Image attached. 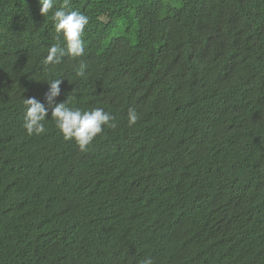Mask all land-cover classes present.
<instances>
[{"label": "trees", "instance_id": "trees-1", "mask_svg": "<svg viewBox=\"0 0 264 264\" xmlns=\"http://www.w3.org/2000/svg\"><path fill=\"white\" fill-rule=\"evenodd\" d=\"M63 3L0 0V264H264V0H69L85 55L44 65ZM53 79L117 126L27 135Z\"/></svg>", "mask_w": 264, "mask_h": 264}, {"label": "clouds", "instance_id": "clouds-1", "mask_svg": "<svg viewBox=\"0 0 264 264\" xmlns=\"http://www.w3.org/2000/svg\"><path fill=\"white\" fill-rule=\"evenodd\" d=\"M40 13L45 17L54 9V0H38ZM69 0H64L63 5L55 9L52 14L57 40L63 39L64 46L60 43L52 45L43 60L44 65H56L61 63L64 57L77 60L85 55L83 33L89 22V18L77 10H70ZM83 64H81V69ZM82 75V72H78ZM49 89L44 95L47 104L35 97L24 100L23 128L27 135H41L46 132L45 121L51 110V119L56 128L61 132L65 141L74 142L81 151H86L87 146L104 131L105 127L117 126L115 117L101 107L90 110H81L67 105V101L57 103L56 98L61 94V79L48 81ZM139 119L135 110L128 113L129 126ZM142 264H152L151 258H146Z\"/></svg>", "mask_w": 264, "mask_h": 264}, {"label": "bare ground", "instance_id": "bare-ground-1", "mask_svg": "<svg viewBox=\"0 0 264 264\" xmlns=\"http://www.w3.org/2000/svg\"><path fill=\"white\" fill-rule=\"evenodd\" d=\"M23 13V12H22ZM22 16V15H21Z\"/></svg>", "mask_w": 264, "mask_h": 264}]
</instances>
